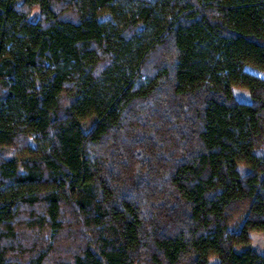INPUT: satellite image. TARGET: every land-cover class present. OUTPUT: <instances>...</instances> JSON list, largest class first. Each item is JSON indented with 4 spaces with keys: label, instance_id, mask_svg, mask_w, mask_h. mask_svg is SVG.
<instances>
[{
    "label": "trees",
    "instance_id": "1",
    "mask_svg": "<svg viewBox=\"0 0 264 264\" xmlns=\"http://www.w3.org/2000/svg\"><path fill=\"white\" fill-rule=\"evenodd\" d=\"M248 67L264 0H0V264H264Z\"/></svg>",
    "mask_w": 264,
    "mask_h": 264
},
{
    "label": "rangeland",
    "instance_id": "2",
    "mask_svg": "<svg viewBox=\"0 0 264 264\" xmlns=\"http://www.w3.org/2000/svg\"><path fill=\"white\" fill-rule=\"evenodd\" d=\"M38 13V12H35ZM247 70L249 72H252L256 75L259 76H264L263 73L253 69V68H247ZM233 94L236 98V100H238L239 102H243V103H250L251 102V95L250 92L246 89H241V88H234L233 89ZM256 154L264 157V149L261 150H256L255 151ZM31 239H32V233H31ZM33 237H35V235L33 234ZM45 237V235H44ZM251 238H252V247L259 252L262 256H264V235L262 233H257L254 232L251 234ZM34 239V238H33Z\"/></svg>",
    "mask_w": 264,
    "mask_h": 264
}]
</instances>
